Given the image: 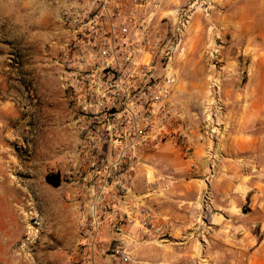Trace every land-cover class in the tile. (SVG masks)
<instances>
[{"label": "rangeland", "instance_id": "obj_1", "mask_svg": "<svg viewBox=\"0 0 264 264\" xmlns=\"http://www.w3.org/2000/svg\"><path fill=\"white\" fill-rule=\"evenodd\" d=\"M44 13L52 15L51 24L43 23ZM61 37L57 0H0V264L84 262L73 257L71 250L59 248L55 237L61 233L65 238L70 227L78 236L75 220L87 202L82 178L75 173L73 116L67 109L59 66ZM185 56L186 47L173 63L177 77ZM243 58L242 54L238 57ZM197 98L189 108L197 113L200 121L196 124L204 133V106L209 97ZM173 101L177 106L174 97ZM222 121L223 117L218 122L220 128ZM224 134L223 130L216 141L203 134L209 151L217 156L222 153ZM169 146L188 163L193 151L190 141L186 153ZM259 168L248 180L258 189L255 201L263 202L264 165ZM152 173L153 177H145V186L188 182V167L184 176ZM48 176L59 186L49 184ZM191 178L199 180L203 188L188 206L187 234L173 240L177 228L162 220L159 240L188 245V264H245L248 252L264 244L263 226L257 222L261 210H251L245 202L235 210L225 207L222 188L231 179L215 169ZM150 193L146 191L142 197L149 208L153 201ZM158 197L164 201L166 193ZM247 228L246 235L243 230Z\"/></svg>", "mask_w": 264, "mask_h": 264}, {"label": "built area", "instance_id": "obj_2", "mask_svg": "<svg viewBox=\"0 0 264 264\" xmlns=\"http://www.w3.org/2000/svg\"><path fill=\"white\" fill-rule=\"evenodd\" d=\"M57 3L62 36L59 66L73 116L75 173L82 178L87 197L75 226L78 238H89L87 245L78 246L91 252L101 243L98 234L113 213V203L129 206L136 171L145 157L164 144L189 152L188 132L180 128L184 117L173 101L177 84L173 63L185 52L192 18L196 13L207 15L210 4L190 0L169 20L161 17L163 0ZM222 50L218 42L206 53L214 71L203 121V134L210 141L223 132L218 123L224 114L220 87L232 72L222 69ZM236 66L245 78L242 63ZM159 220L145 203L140 206L137 223L145 233L161 234L164 227ZM82 264L95 262L88 256Z\"/></svg>", "mask_w": 264, "mask_h": 264}, {"label": "crops", "instance_id": "obj_3", "mask_svg": "<svg viewBox=\"0 0 264 264\" xmlns=\"http://www.w3.org/2000/svg\"><path fill=\"white\" fill-rule=\"evenodd\" d=\"M206 1L210 4L208 14H195L188 27L184 66L177 77L174 95L176 107L184 117L180 128L188 132L193 150L188 155V163L169 144L146 156L145 164L136 171L129 206L115 201L111 207L113 213L105 218L104 228L98 234L103 242L100 248L94 247L91 252L89 248L81 250L77 244L87 245L89 238H78L72 227L65 230L68 231L65 238L58 233L55 237L59 248L71 250V255L78 260L92 256L95 264H188V245L183 246L180 242L162 244L161 234L145 233L137 223L139 208L145 203L143 194L151 192L150 208L159 215L160 222L165 220L164 224L175 225L177 230L171 235L173 240L182 238L188 229V206L193 205L203 188L199 180L191 177L206 176L212 169L231 179L222 188L226 193L225 207L230 209L231 206L235 210L245 202L251 210L260 209L257 222L264 230V201H255L254 193L258 189L248 180L253 170H260L259 166L264 165V0ZM189 2L163 0L161 17L173 20L175 10ZM44 17L43 23L51 24L52 15L44 13ZM218 42L223 44L222 69L232 70L220 87L225 139L219 156L209 151L210 145L196 124L197 113L189 108L197 97L208 95V82L214 71L206 53ZM241 54L244 58L239 60ZM238 61L246 70L247 76L243 79L237 72ZM199 139L203 143L200 144ZM204 147L207 149L203 150ZM187 167L188 182L172 186L159 184L155 188L143 183L145 177L154 176L152 171L160 175L184 176ZM162 187L168 189L164 201L158 199ZM67 223L70 225L69 221ZM249 231L247 228L243 233L247 235ZM245 264H264V244L248 252Z\"/></svg>", "mask_w": 264, "mask_h": 264}, {"label": "trees", "instance_id": "obj_4", "mask_svg": "<svg viewBox=\"0 0 264 264\" xmlns=\"http://www.w3.org/2000/svg\"><path fill=\"white\" fill-rule=\"evenodd\" d=\"M46 180L49 184L53 185L54 187H58L59 186V183L53 179L52 177H46Z\"/></svg>", "mask_w": 264, "mask_h": 264}, {"label": "bare ground", "instance_id": "obj_5", "mask_svg": "<svg viewBox=\"0 0 264 264\" xmlns=\"http://www.w3.org/2000/svg\"><path fill=\"white\" fill-rule=\"evenodd\" d=\"M15 245V244H14Z\"/></svg>", "mask_w": 264, "mask_h": 264}]
</instances>
